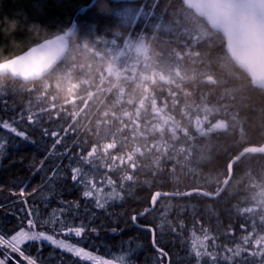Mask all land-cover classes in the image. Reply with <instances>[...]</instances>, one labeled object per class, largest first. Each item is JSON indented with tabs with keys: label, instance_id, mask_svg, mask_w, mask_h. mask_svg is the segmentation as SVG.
<instances>
[{
	"label": "trees",
	"instance_id": "obj_1",
	"mask_svg": "<svg viewBox=\"0 0 264 264\" xmlns=\"http://www.w3.org/2000/svg\"><path fill=\"white\" fill-rule=\"evenodd\" d=\"M128 39L140 40L131 52ZM224 44L181 0H96L76 15L66 52L46 74L31 81L0 76V122L28 136L0 129V136L10 138L0 150V230L10 233L22 220L27 227L28 206L47 220L53 210L72 205L67 226L89 225L82 237L72 235L73 242L87 238L79 245L86 251L114 260L122 249L139 245L135 264H166L151 231L133 226L132 215L149 206L154 191H216L229 160L243 147L264 142V90L251 83ZM42 161L47 172L37 171ZM57 166L66 182L48 184ZM76 166L105 191L107 178L113 179L123 200L96 208L95 197H83L85 186L71 180ZM235 179L237 190L229 193ZM251 180L264 182L263 154L235 162L217 197L164 196L137 223L152 227L171 264H197L192 241L205 235L211 237L207 250L220 258L216 264H224L226 252L230 258L251 253L235 264H264V211L240 209ZM39 230L68 237L59 224L55 231L51 223ZM26 246L39 264H94L49 243ZM202 264L212 261L202 257Z\"/></svg>",
	"mask_w": 264,
	"mask_h": 264
},
{
	"label": "water",
	"instance_id": "obj_2",
	"mask_svg": "<svg viewBox=\"0 0 264 264\" xmlns=\"http://www.w3.org/2000/svg\"><path fill=\"white\" fill-rule=\"evenodd\" d=\"M95 1L0 0V61H5L7 70L13 73L9 76L31 81L51 70L68 48L69 37L75 28L76 15ZM181 1L185 7L204 19L211 29L224 37V48L229 57L247 73L254 86L264 90V0ZM5 18L18 22L15 31L6 34ZM248 153L264 155V142L243 147L229 160L227 175L216 191L209 192L201 188L154 191L151 198L158 193L157 200L153 203L150 198L149 206L133 215L152 211L156 202L164 196L180 197L198 193L210 198L217 197L230 182L234 163ZM140 227L151 229L153 244L152 227ZM166 264H169L168 257Z\"/></svg>",
	"mask_w": 264,
	"mask_h": 264
},
{
	"label": "snow or ice",
	"instance_id": "obj_3",
	"mask_svg": "<svg viewBox=\"0 0 264 264\" xmlns=\"http://www.w3.org/2000/svg\"><path fill=\"white\" fill-rule=\"evenodd\" d=\"M32 121V117H29V122ZM0 129H6L8 132L18 136L22 139L27 140L28 136L24 131H19L17 127L12 126L7 121L0 123ZM53 136L56 133H52ZM9 139H5L4 137L0 136V150L5 149L6 145L9 143ZM60 140H56V144H60ZM14 143V141H13ZM55 145H53V148ZM82 161L85 165L88 163L82 157ZM44 161L41 162V165L37 168V171L45 170L43 168ZM46 172L48 170H45ZM71 180L73 182H78L85 186V190L82 192V196L85 198H93L95 197V207L98 209H106V207L114 201L123 200L122 191H118L115 181L111 178H107V185L110 187V190L105 191L104 188L98 187L96 182L93 179H88V171L80 166L72 167L71 168ZM64 179L66 182V174H60L59 166L56 167L55 171H53V176L49 179L48 184L52 183L53 179ZM86 180V183H85ZM23 183V181H21ZM125 185L123 183L119 184V189L123 190ZM40 189L34 190L39 191ZM50 191L54 192V188L50 189ZM24 194V189H21V195ZM158 193L152 196V202L154 203L157 200ZM43 202L45 206H49L50 201L47 197L43 198ZM60 203H63L61 201ZM75 208H79V204H75ZM73 209L72 205H68L66 208L60 209L58 214L57 210H53L50 218L44 220L41 218V213L38 208H34L32 206H28L27 210V227L24 226L23 220L18 225V228H14L10 233L0 230V248L8 249L9 251L3 253L4 258H0V264H13V257L11 254H17L21 260L26 261V264H37V260L34 259L30 252L26 251V242H40L46 241L55 249L58 248L61 252H67L75 257L82 258L86 261H92L94 264H114L112 259H101L99 255H93L91 251H86L85 247L79 246L84 245L87 243V238L76 240L73 242H68L65 239H57L53 235L48 234L44 230H38L45 228L48 224L53 225V231H55V225H60V231L64 232L65 236H72L74 234L75 237L80 238L83 234L88 230L89 225L81 223L79 226H67L69 225V221L66 219V214L71 212ZM147 211V210H146ZM145 213H140L133 215L131 217L132 225L133 226H140L137 224L138 219H142ZM93 218L95 214H92ZM151 230V229H148ZM91 231L95 232V228H91ZM116 229H113L115 232ZM207 232V230H205ZM195 236V233H193ZM211 239L208 235H205L203 239L195 238L192 241L191 245V257H194L197 261V264H202V257H209L212 261V264H216V261L220 259L219 257L213 255L207 250L206 241ZM91 247V246H89ZM140 246L137 245L136 248H132L131 246L124 251L121 250V254L116 257V264H135V261L132 259L133 256L136 255V251ZM153 247L157 249V252L161 257H167L169 254L164 251L162 246H158V241L154 238L153 239ZM203 249V251L201 250ZM39 251V250H37ZM98 251V249H97ZM105 255H111V252L105 253ZM251 253L248 254L250 256ZM248 256L241 254H237L235 258H230L227 254L222 257L224 264H235V259H240L246 261ZM190 257V258H191ZM259 257L264 258V250L259 252ZM16 264H19V261H16ZM40 264H45L43 259H41ZM171 264V260L169 261Z\"/></svg>",
	"mask_w": 264,
	"mask_h": 264
},
{
	"label": "rangeland",
	"instance_id": "obj_4",
	"mask_svg": "<svg viewBox=\"0 0 264 264\" xmlns=\"http://www.w3.org/2000/svg\"><path fill=\"white\" fill-rule=\"evenodd\" d=\"M127 43L130 44V52H131L133 50V46L140 44V40L138 39L137 41H135L133 43V41H131V39H128ZM233 182L234 183L229 187V193H233L237 190V184L240 182V180L235 179ZM250 182L251 183L248 184L249 189L247 191V194L243 195L241 197V203H240L241 208L240 209H242V211H248L252 208L259 213L260 211H264V182H260L257 180H251ZM44 231H46L48 234L53 235L57 239H65L68 242H73L72 236L64 238L62 236L63 234L56 235L55 233H53L51 231H48V230H44ZM40 242L49 243L46 241H40ZM27 243H29V242H26V245H27ZM25 248H26V251L30 252V250H28L27 246H25ZM7 251H9V250L4 249V248H0V258H4L3 253L7 252ZM30 253H31L32 257L35 259L34 253H32V252H30ZM11 255L13 257V264H16V261H19V264H26V261L21 260L17 254H11ZM113 262H114V264H116V259H114ZM37 264H39V263H37Z\"/></svg>",
	"mask_w": 264,
	"mask_h": 264
},
{
	"label": "clouds",
	"instance_id": "obj_5",
	"mask_svg": "<svg viewBox=\"0 0 264 264\" xmlns=\"http://www.w3.org/2000/svg\"><path fill=\"white\" fill-rule=\"evenodd\" d=\"M5 23L7 24V28L5 29L6 34L16 30L18 23L16 20H8L7 18H5ZM5 63V61H0V76L13 74L9 70H7V68L5 67Z\"/></svg>",
	"mask_w": 264,
	"mask_h": 264
}]
</instances>
